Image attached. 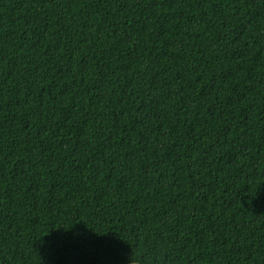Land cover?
<instances>
[{
  "label": "trees",
  "instance_id": "1",
  "mask_svg": "<svg viewBox=\"0 0 264 264\" xmlns=\"http://www.w3.org/2000/svg\"><path fill=\"white\" fill-rule=\"evenodd\" d=\"M0 264H264V0H0Z\"/></svg>",
  "mask_w": 264,
  "mask_h": 264
}]
</instances>
